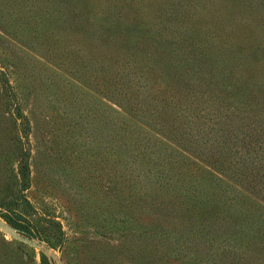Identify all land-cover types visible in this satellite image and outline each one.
Segmentation results:
<instances>
[{"label":"rangeland","instance_id":"374dc122","mask_svg":"<svg viewBox=\"0 0 264 264\" xmlns=\"http://www.w3.org/2000/svg\"><path fill=\"white\" fill-rule=\"evenodd\" d=\"M130 29L166 60L134 66ZM187 32L248 50L225 54L223 93L181 79ZM263 53L264 0H0V264H66L55 222L67 241L100 239L112 181L113 201L158 209L161 238L196 264H264V239L238 237L264 228Z\"/></svg>","mask_w":264,"mask_h":264},{"label":"trees","instance_id":"16d2710c","mask_svg":"<svg viewBox=\"0 0 264 264\" xmlns=\"http://www.w3.org/2000/svg\"><path fill=\"white\" fill-rule=\"evenodd\" d=\"M182 16L187 18L186 15ZM116 24L117 23L110 26ZM130 31H133L137 38H129L128 40L130 42L126 43V46H135L143 53L142 56H140L143 60H134L132 57L134 66L135 63H152V61L161 58L166 60L169 50H165L159 46L158 53L156 52L152 58L151 56H153V53H151L150 45L146 44L147 38L136 30L130 29ZM111 34L112 37L108 39L110 48L115 47L114 45L120 46V41L117 37H113L114 31H111ZM139 35H141V37H139ZM217 38L220 37L214 38L208 34L204 35L203 39L198 40L194 37L193 33L189 34V32H187L183 40L188 47V57L185 58L183 56L180 60H176L178 58L175 56L172 57L173 61L183 63L182 69L184 71L181 72V79L188 82L187 86L189 87L187 88L190 89L189 91L217 93L220 87L226 88L224 83L221 82L226 81L225 79L228 78L225 73L229 75L233 70L232 67H229V71H224V75L222 77L219 76L220 72L227 68L224 62L226 61L225 54L234 56L240 55L242 58L244 55H248V50H245L244 46H241L239 43V47H233L229 43L222 42L218 46L219 50H215L211 39L214 40ZM167 41L168 40L163 39V43ZM120 47L125 48V46ZM124 50L127 51L126 48ZM128 52L137 55L134 50H129ZM111 55L112 50H110V56ZM152 65L155 64L152 63ZM219 65H223V70L217 71ZM144 66L146 67V64ZM147 68L150 69L155 77H165L166 80H169V78L162 73L164 72L162 69H155L153 66H148ZM187 74L189 75L188 78H186ZM179 79H175L174 81L178 89L180 88L179 82H182L181 87L186 86V83ZM218 83L221 84L218 85ZM247 86L245 85L244 88L247 89ZM228 89H230V87ZM224 91H226V89ZM21 168H23L25 172H23ZM27 168V163L19 167V172L23 179L27 176ZM107 188V200L110 202L104 208V219L106 221L104 228L106 231L101 233L102 236L100 239L83 241L78 236H74L70 241H67L62 239L63 232L60 230L59 224L56 222L54 223V225L58 227V236L61 239V259L64 260L66 264H196L192 261V258L184 256L181 248L178 247L177 249H173L174 247H172L170 241L169 243L166 242V239L161 238L166 236L165 233H168V231L166 227L161 224V221L164 220L159 216L160 213L158 209H150V207L138 208L129 205V203H118L115 200L113 201L114 198L118 199L116 198L118 193L113 194L117 187L112 181ZM114 203H118L119 205H115ZM252 217L254 218V216H251L250 219ZM262 221L264 222V220ZM11 225L19 230L21 234L29 238L36 237L38 234L29 223H11ZM256 225L263 226L262 223L258 221H256L254 225H247L248 228L251 227V231L245 230L246 227L244 226L240 229L241 231L238 232V234H240L238 237L246 241L253 240V238L257 236L264 239V228L263 231L259 232V230L254 228ZM243 230L245 231L243 232ZM42 258L44 259L45 257L43 256ZM210 262L213 261L210 260ZM249 262H252V258L245 255H240L237 261L238 264H248ZM46 263V261L42 260V264Z\"/></svg>","mask_w":264,"mask_h":264}]
</instances>
